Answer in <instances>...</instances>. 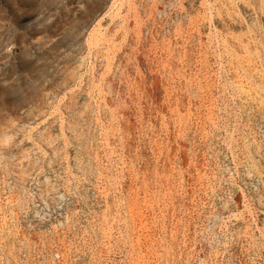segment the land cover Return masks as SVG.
I'll return each mask as SVG.
<instances>
[{
	"label": "rangeland",
	"instance_id": "rangeland-1",
	"mask_svg": "<svg viewBox=\"0 0 264 264\" xmlns=\"http://www.w3.org/2000/svg\"><path fill=\"white\" fill-rule=\"evenodd\" d=\"M0 264H264V0H0Z\"/></svg>",
	"mask_w": 264,
	"mask_h": 264
}]
</instances>
